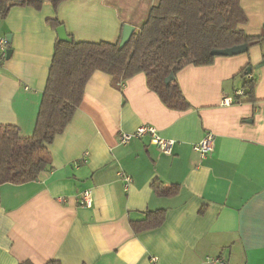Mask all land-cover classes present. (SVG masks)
<instances>
[{
  "label": "crops",
  "instance_id": "1",
  "mask_svg": "<svg viewBox=\"0 0 264 264\" xmlns=\"http://www.w3.org/2000/svg\"><path fill=\"white\" fill-rule=\"evenodd\" d=\"M158 1L12 7L0 20V38L8 39L0 125L16 126L21 137L33 133L57 38L48 19L57 18L75 41L116 42L124 25L136 32ZM239 4L247 17L241 29L264 36V0ZM263 57L264 43L182 67L176 79L187 110L167 108L143 73L114 85L110 75L93 72L72 119L47 146L49 166L34 181L0 185V264H151L152 257L157 264H264V66L255 67ZM249 79L255 102L241 101ZM140 125L174 140L171 154L148 134L120 143L121 132ZM208 133L212 150L201 157L193 147ZM119 174L131 177L127 189ZM154 180L178 192L158 195ZM85 190L90 206L79 203ZM158 209L161 224L133 231L130 222Z\"/></svg>",
  "mask_w": 264,
  "mask_h": 264
},
{
  "label": "trees",
  "instance_id": "2",
  "mask_svg": "<svg viewBox=\"0 0 264 264\" xmlns=\"http://www.w3.org/2000/svg\"><path fill=\"white\" fill-rule=\"evenodd\" d=\"M46 1L56 9L66 0H0V20L14 6L38 10ZM47 23L55 30L63 26L57 18ZM246 23L239 0H159L122 48L118 46L122 32L116 42L75 41L68 34L67 41L57 37L32 135L21 137L16 126L0 125V185L34 181L49 166L47 146L72 119L93 72L110 75L114 85L143 73L147 87L167 108L187 110L191 106L178 85L177 72L189 64L211 65L217 57L211 54L214 49L245 44L248 53L251 46L264 43V36L247 35L241 29ZM247 66L240 71L242 77ZM170 74L173 78L167 82ZM254 88V79L244 81L241 101L255 102ZM151 186L158 195L178 192L177 185L165 187L157 180ZM163 218L162 209L148 211L130 225L138 232L158 226ZM45 264L61 263L53 259Z\"/></svg>",
  "mask_w": 264,
  "mask_h": 264
},
{
  "label": "built area",
  "instance_id": "3",
  "mask_svg": "<svg viewBox=\"0 0 264 264\" xmlns=\"http://www.w3.org/2000/svg\"><path fill=\"white\" fill-rule=\"evenodd\" d=\"M8 45V39L6 37L0 38V59L5 57L6 47ZM239 95V94H238ZM233 102L230 98H225L223 104H229ZM149 135L150 142L155 145L162 153L171 154L174 145V140L167 139L159 136L156 129L151 125H140L133 132L126 133L121 132L119 134V141L122 144L129 142L133 138H143L145 135ZM213 136L211 134H206L197 144L194 145L193 149L204 157L212 150ZM123 181L124 189H127L131 182V177L124 174H119ZM79 203L81 205L90 206L92 203V196L90 190H85L80 196ZM221 261L217 259H210L209 263L219 264ZM151 264H157L156 258H151Z\"/></svg>",
  "mask_w": 264,
  "mask_h": 264
},
{
  "label": "water",
  "instance_id": "4",
  "mask_svg": "<svg viewBox=\"0 0 264 264\" xmlns=\"http://www.w3.org/2000/svg\"><path fill=\"white\" fill-rule=\"evenodd\" d=\"M133 27L130 25H124L121 33V37L118 43L119 48H122L130 39L132 33H133ZM57 37L60 40L67 41L69 38L67 37V33L65 31L64 26H59L56 29ZM247 46L245 44L240 45H234L231 47L223 48V49H214L211 51V54L214 56H234L238 54L245 53L247 51ZM8 56V53H7ZM264 66V57L263 59L255 65V67ZM251 72V66H247L246 68V74H249ZM173 78V74H170L165 80L169 82Z\"/></svg>",
  "mask_w": 264,
  "mask_h": 264
}]
</instances>
